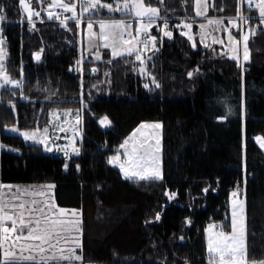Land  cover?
I'll list each match as a JSON object with an SVG mask.
<instances>
[{
    "label": "trees",
    "instance_id": "obj_1",
    "mask_svg": "<svg viewBox=\"0 0 264 264\" xmlns=\"http://www.w3.org/2000/svg\"><path fill=\"white\" fill-rule=\"evenodd\" d=\"M144 1L158 7L159 17L195 20L194 0ZM209 7L210 16H239L238 0H209ZM0 8L6 12L0 41L7 49L8 73L25 80L22 89H1L0 143L18 151L0 149V185L53 183L56 204L81 214L77 250L84 262L209 264L205 228L210 222L228 228L231 192L246 175L247 260H264V151L255 140L264 136V25L259 21L257 27L255 9L241 7L255 29L243 70L224 51L193 48L175 29L172 38L154 34L147 74L133 54H109L98 64L88 58L80 78L71 71L78 51L66 41L77 39L75 21L64 27L42 8L41 18L31 23L18 0H0ZM117 15L102 10L88 17ZM81 93L86 102L81 153L68 169L62 156L5 132L11 124L36 126L37 114L51 106H79ZM45 95L50 105L40 102ZM105 116L111 121L106 128L98 122ZM149 120L163 126V179L125 178L109 158ZM166 192L176 196L169 199Z\"/></svg>",
    "mask_w": 264,
    "mask_h": 264
},
{
    "label": "snow or ice",
    "instance_id": "obj_2",
    "mask_svg": "<svg viewBox=\"0 0 264 264\" xmlns=\"http://www.w3.org/2000/svg\"><path fill=\"white\" fill-rule=\"evenodd\" d=\"M19 5L27 13V19L31 22L32 17L39 16V12H35L26 0H18ZM115 8L112 3H102V0H81L80 3V15H77V5L75 3H64V0H51L48 4V8H60L63 12H70L72 20L76 21L79 25L81 22L82 14L85 12H91L93 14H99L101 8L107 9L109 13L119 11L123 15L133 14L139 20V28L137 29V36L133 37L130 32L126 30L131 27L129 24H125L123 20L119 21H98L100 33L99 38L104 41L103 47L111 48L112 55L122 56L124 54L132 55L135 53V59L140 61L141 65L144 64L143 50L155 49L157 36L150 34V29L156 24L157 19H164L163 27L159 30L162 31L163 37L171 38L173 33L168 31L167 18L159 17V10L157 8L146 6L143 0H114ZM255 7L258 9L260 23L264 24V0H248V7ZM195 8L197 16H205L207 11V4L202 3V0H195ZM203 8V11L201 10ZM48 18L60 19V13L48 11ZM6 15L3 13V9L0 8V21H4ZM69 17H65L62 23L67 27V21ZM207 19V18H206ZM240 19L248 22L250 18L244 17L242 14ZM233 28H239L236 20L229 21ZM207 24H216L217 26H223L222 20L207 19ZM175 27H180L176 25ZM259 27V25H257ZM183 28L191 29V23H184ZM200 28V41L206 38L204 31L205 24L201 23ZM93 23L89 21L87 23L88 30V45L92 47L96 42V33L92 31ZM255 29L249 27L248 32L242 35L243 41V59L247 61L249 59L248 40L249 34L254 33ZM228 32V46L229 50L233 53V58L238 59L236 55L237 45L240 44V40H237L231 32V29H227ZM143 33L144 40H140L139 36ZM182 35L186 36L189 41H193L192 47H196L194 36L189 32H182ZM133 40L136 42L133 43ZM222 42L217 38H213V43ZM2 44V41H0ZM125 45H128L125 47ZM142 46V47H141ZM207 47V45H205ZM118 48H123V52L118 51ZM36 59H40V53L35 54ZM4 52L0 48V88L6 85H11L15 88L22 89V81L11 79L4 68L3 64ZM96 59H100L99 53L96 54ZM149 59H151L149 57ZM79 63V61L77 62ZM82 70V69H81ZM142 67V71H143ZM93 72L96 69H92ZM192 72H188V76L191 77ZM154 79V78H153ZM145 87H148L145 84ZM157 87L159 85L157 84ZM21 97L23 93L21 92ZM53 116L57 115L56 111L52 112ZM79 112H77V122L79 121ZM221 119L225 117H219ZM102 125L111 124V121L107 116L100 120ZM161 128L160 123L141 124L132 135L125 139L120 145V148L125 149L128 160L126 163H120L119 167L124 172L126 178H139L144 179H163L160 166H159V137L158 130ZM141 129H152L157 134L153 135L149 133L145 135L141 132ZM7 131L17 132L25 140L37 141L43 144L47 151H52L53 148L49 146L48 141L51 139L47 136L48 128L43 130L41 138H37L35 132L24 131L20 132L18 128L6 129ZM61 131L64 129L61 128ZM140 134L141 139L137 142L134 138ZM155 139L156 143L153 145L151 141ZM259 141L260 138L258 137ZM130 141H133L130 144ZM53 146L59 149V145H55V141L52 142ZM65 155H67V146H64ZM77 155L79 154L77 149ZM119 155L110 158L109 163L119 162ZM68 167L67 164L64 165ZM79 168V165H77ZM151 169V172L148 170ZM54 185H49L48 188H54ZM7 189V198L3 189ZM25 190L19 188L15 192L12 191V186L0 185V264H73V261H81L82 256L76 254V249L80 247L79 234L82 231L80 227L82 221L78 218L81 214L73 209L70 212L64 208H58L54 201L49 197L45 200L44 192L39 193H27L25 195L31 197V199H25L20 193ZM208 191L207 188L204 189ZM172 199L176 196V193H165ZM231 201V221L230 231H224L222 228L217 230V225L209 224L206 229L208 233L207 252L209 264H246V217H245V203L244 200L239 199L240 190L237 188L232 192ZM39 196L41 199L38 201L35 197ZM75 218V219H74ZM155 219H160V214L156 213ZM9 222L10 225L9 226ZM187 223H191L190 219L186 218ZM26 233V234H25ZM73 234H76L75 236ZM181 239H183L181 237ZM73 246H69V245Z\"/></svg>",
    "mask_w": 264,
    "mask_h": 264
},
{
    "label": "rangeland",
    "instance_id": "obj_3",
    "mask_svg": "<svg viewBox=\"0 0 264 264\" xmlns=\"http://www.w3.org/2000/svg\"><path fill=\"white\" fill-rule=\"evenodd\" d=\"M26 2L31 6V8L35 12H39V16H35L34 15L32 17L31 23H33L37 19L41 18V16H40L41 15L40 10L42 8H44V10L47 13H48V11L55 12V10L57 9V8H51V9L48 8V4L51 2V0H26ZM121 2H123V0H121ZM143 2H144V4L146 6L153 7V8H157L158 9V7L155 6V5L148 4L144 0H143ZM64 3H75L77 5V15H80L81 14L80 13V3H81V0H64ZM102 3H112L114 8L116 6L114 2H103L102 1ZM202 3H206L207 4V11L205 13V15H206V14H208V11H209V8H210L209 7V0H202ZM238 5L240 6V8H239V13L240 14L238 13V15L241 16V12H242L241 7L243 5L246 6V7H248V0H238ZM37 6H40L41 8L38 7L39 8L38 9ZM194 6H195V0H194ZM253 8H255V7L253 6L250 10L255 11ZM102 10H105L106 12H108V10L107 9H104V8H101L99 11H102ZM201 10L203 11V8ZM243 10L246 11L245 8H243ZM112 13H117L120 16L117 15L115 17H110V18H96L95 19V18H92V17H88V16L93 15V13H91V12H85V13L82 14L81 22L79 23V25L75 21L76 26H77L76 27V30H77V32H76L77 39L76 40L78 42L79 50H78V58L73 63V65L71 66V71H72V73H74L76 75H79L80 78H82L85 75V73H87V71H85V68H84V65H86V61L89 60L88 58H90V59L96 58L97 52L99 53L100 59H104V57H106L109 54L111 55V57H114L112 55L111 48L103 47L104 41L99 38L100 28H99V23H97L98 21L112 22V21L123 20L125 24L131 25V27L128 28L126 31L127 32H130L133 37H136L137 36V29L139 28V20H138V18H136L133 14L123 15L119 11H114ZM195 13H196V8H195ZM242 15H245L246 17L249 16L246 12H243ZM71 16H72V13H70L69 19L67 21V25L71 21H74V20H72L70 18ZM159 16H160V14H159ZM239 16L233 15V16L224 17L222 15H219V16H213L212 17V16H209L208 15L206 17H202V19H201V17L200 18H197V19H200V21H197V20L187 21V18L188 17H181V18H183L181 21L183 22V24L184 23H191L192 24V28L190 29V31H191L190 34L194 36V40H195V43H196V47L195 48H197L198 46H201L204 49L210 50L211 53H213V54H216V53H218L220 51L221 52L227 51L228 56L233 58V53L229 50V46H228V32H227V29H231L232 35L237 40H240L241 41L240 44L236 46L237 47L236 55H238V57H239L238 58V60H239V63L238 64L240 65L241 69L243 70L244 61L245 60L242 59L243 56H244L242 35L244 33H247L249 27H251V26H249L248 22L245 23L244 20L240 19ZM190 18H192V17H190ZM206 18L207 19H212L214 21L215 20H222L223 21V26H217L216 24L209 25V24H207V19ZM255 18H257V19H255V23L258 25V22L260 21V18L259 17H255ZM231 20H236L237 23H238V25H239V28H233L230 25V23H229V21H231ZM89 21H91L93 23V29H92V31L94 33H96V42H95V44L92 47H89V45H88L87 23ZM157 22H158V19H157L156 23ZM201 23L205 24L204 31L206 33V38L203 41V43H201V41H200V35H199V33H200L199 25ZM247 24H248V26H246ZM62 25H64V24L62 23ZM154 25L152 26V28L154 27ZM195 25H196V29H194ZM152 28L150 29V32H151ZM213 38H217L218 40H220L222 42L213 43ZM139 39L141 41L144 40L143 33L140 34ZM135 42L136 41L133 40V43H135ZM192 43H193V41H191V44ZM205 45H207V47ZM127 46L128 45H125V47H127ZM0 48H2L3 49V52H4L3 64H4L5 71H6L7 75L11 78V76L8 73L7 66H6V64H7V49L2 44H0ZM150 50H151V47H150V49L143 50V59H144L143 66L141 65L140 61H137L135 59V53H133L134 60L139 64V70H140V72H142V67H143V69H144L143 71H146V74H147L146 60L148 59V57H150V55L148 53ZM118 51L123 52V48H118ZM89 54L92 55L93 57H87L86 56V55H89ZM115 57H120V56H115ZM100 59L94 60V62H95L94 64H98V61ZM78 61H79V63H77ZM99 66H100V63H99ZM97 70L98 69H96V71L93 72L94 75H98L99 74V70L98 71ZM11 79H13V78H11ZM13 80H20V81H22V86H23V84L25 82L24 78H22V80H21V78H17V79H13ZM148 87L149 88H152V89H155L156 88L155 86H152L151 84H149ZM1 89L2 88H0V98H1ZM47 89L48 88H45V90H47ZM45 90H43L42 92H44ZM48 94H50V93H48ZM51 94H53V93H51ZM45 99H47V102L44 101ZM51 100L52 99H49V97L47 98V95H45L44 98H42L40 100V102L42 101L43 103H46L47 105H50V102L49 101H51ZM84 100L85 99L83 98L82 93H81L80 105L79 106L78 105H65V106H59V105H57V106H51V108H49V109H43V111H41L40 113L37 114V121L38 120H40V121L38 122V124L36 126H34V127H28V128H21L17 124H11V125L5 126V128H4L5 129V132L6 133H9V134L20 135L17 132H12V131H7L6 130V129L18 128L21 133L24 132V131L35 132L36 135H37V138L39 139V138L42 137L43 130L45 128H48L47 136L51 138L48 141V143H49V146L53 148L52 151H47L45 149L44 145L43 144H40L38 142V140L37 141L25 140V139L24 140L26 142H28V143L36 144V145L41 146L43 148V150L45 152H47V153H52V154H56V155L62 156L65 159V164H67L68 167H69V164L72 161V159L75 158V157H78L80 155V153H81L80 141L82 139L83 109H84V107L86 105V102ZM53 111H56L57 112V115L56 116H53L52 115V112ZM77 112H79V117H80L78 122H77V119H76ZM102 118H99L98 119V122H99L100 126H102L104 128L108 127L109 124L108 125H102L100 123V120ZM152 123H160L161 124V128L158 130V137H159V153L158 154H159V166H160L161 174L163 175V167H162V160H163L162 159V152H163V150H162V146H163L162 145L163 126H162V122L160 120H149V121H143V122H141L138 126H136L131 131V133L125 139L129 138L132 135V133L137 128L140 127L141 124H152ZM61 128H63L64 130L61 131L60 130ZM141 132L144 133L145 135H147L149 133H152L153 135H156L157 134L152 129H147V130L141 129ZM20 136H22V135H20ZM258 137L260 138L259 141L257 140ZM134 139L138 142L141 139L140 134H137V136ZM255 140H256L257 144L264 151V136L263 135H257V136H255ZM53 141H55V145H59V149H57L55 146H53V144H52ZM132 142L133 141H130V144ZM151 143L153 145H155L156 140L153 139L151 141ZM64 146H67V155H65V151L63 150L64 149ZM0 149L12 150V151H15V152L18 151L16 148H14V147H12L10 145L4 144V143H0ZM73 149H77L78 152H79V154L77 155L76 151H74ZM117 155H119V158H120L119 159V162H114V163H110V164L112 166L116 167L121 172L122 176L126 178L124 172L119 167V164L120 163H126L127 160H128V157L126 155L125 149H122L119 146V148L116 150V152L113 153L110 156V158L113 157V156H117ZM110 158H109V160H110ZM68 167L65 168V169H68ZM148 172H151V169H149ZM128 179L140 180L139 178H128ZM149 179H151V178H149ZM144 180H147V179H144ZM2 185L12 186V191L13 192H15L17 188H19L21 190H25L27 193L44 192L45 193V196L43 197V199L47 200V199H49V197H51V199L56 204L55 199H54V192H53L54 190H53V188H51V189L48 188L49 185H53V183H51V182H40V183H37V182L16 183V182H13V183H7V184H2ZM25 191H22L20 193V195H22L25 199H31L30 196L25 195ZM3 192L5 194V198H7V189L6 188L3 189ZM231 194H232V192H231ZM35 198L38 201L41 199V197H39V196H36ZM232 199H233V197H232V195H230V199H229V213H228L229 226H228V228L226 230L223 229V227L219 226V227H217V230H220V228H222L226 232L227 231H230L231 201H232ZM239 199L244 200V203H245V217H246V199H245V195H239ZM58 208H64V209L68 210L69 212L71 210H73V209H70V208L59 207V206H58ZM78 218L81 220L80 216ZM209 224H215V225H217L215 222H210V223H208V225ZM208 225L205 228L206 242L208 241V233L206 231V229L208 228ZM9 226H11L10 225V222H9ZM73 235L75 236L76 234H73ZM69 246H73V245L70 244ZM76 254L81 256V253L77 249H76ZM245 259H246V264H264V260H261L260 262H258V261H253V262L247 261V252H246ZM64 264H67V262H64ZM73 264H94V263L84 262L83 260H81V261H73Z\"/></svg>",
    "mask_w": 264,
    "mask_h": 264
},
{
    "label": "built area",
    "instance_id": "obj_4",
    "mask_svg": "<svg viewBox=\"0 0 264 264\" xmlns=\"http://www.w3.org/2000/svg\"><path fill=\"white\" fill-rule=\"evenodd\" d=\"M3 13L5 14L6 12L3 11ZM55 13H60L61 14L60 15V19H55L54 18L56 21H59V22L63 21L66 16L67 17L70 16V12H67V13L63 12V9H60V8H57L55 10ZM165 18H167V23H168V29L167 30L171 31L173 34L175 32V29H178L179 31H182V32L188 31V29L183 28V22L181 21L183 18H181V17H165ZM163 23H164V19H161L160 23L156 26V31H158L160 34H163L162 31L159 30L160 28L163 27ZM176 25H179L180 27L179 28L175 27ZM172 37H173V35H172ZM144 38H145V36H144ZM66 41L68 42V46L70 48L72 47L73 49H76V51L79 50L77 40L67 39ZM86 56L87 57H93L90 54L86 55ZM245 178H246V175L244 176V178L242 180L237 179L235 181V184H234V187H233V191H235L237 188L240 190V195L245 193Z\"/></svg>",
    "mask_w": 264,
    "mask_h": 264
},
{
    "label": "crops",
    "instance_id": "obj_5",
    "mask_svg": "<svg viewBox=\"0 0 264 264\" xmlns=\"http://www.w3.org/2000/svg\"><path fill=\"white\" fill-rule=\"evenodd\" d=\"M255 10H256V15H254L253 17H254V19H257V18H255V17H259L258 15H259V12H258V9H256V8H254ZM206 16H208V14H206L205 16H195V20H197V21H200V19H197V18H200L201 17V19H202V17H206ZM210 16V15H209ZM213 17V16H212ZM96 19V18H95ZM196 23V22H195ZM226 54H227V51H224ZM227 56H228V54H227ZM229 57V56H228ZM230 58H232V57H230ZM242 58V57H241ZM232 59H234V58H232ZM243 59V58H242ZM235 60H237V61H239L238 59H235ZM244 60V59H243ZM217 224V223H216ZM217 226L219 227L220 225L219 224H217ZM248 261V260H247Z\"/></svg>",
    "mask_w": 264,
    "mask_h": 264
}]
</instances>
